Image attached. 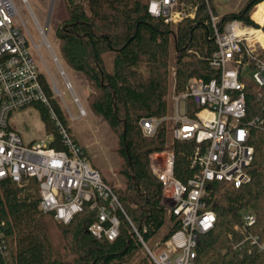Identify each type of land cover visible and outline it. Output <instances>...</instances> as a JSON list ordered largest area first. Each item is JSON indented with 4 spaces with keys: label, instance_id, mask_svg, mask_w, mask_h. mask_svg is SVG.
<instances>
[{
    "label": "trees",
    "instance_id": "16d2710c",
    "mask_svg": "<svg viewBox=\"0 0 264 264\" xmlns=\"http://www.w3.org/2000/svg\"><path fill=\"white\" fill-rule=\"evenodd\" d=\"M260 4L264 0H249L240 11L223 15L220 26L239 20L260 28L252 20ZM147 6L148 0H66L67 17L57 39L62 60L89 83L92 112L118 137L115 150L121 159L119 173L125 186L120 189L108 184L150 246L157 240L158 244L165 242L180 224L175 218L168 224L160 202L163 187L151 171L149 156L156 151H173L174 174L186 182L194 173L190 167L193 143L172 141L171 122L163 123L153 138H147L140 122L168 116L170 76L177 95L185 91L190 79L208 82L218 79L220 73L210 65L217 50L210 16V10H215L206 0H198L194 20L174 27L151 16ZM172 45L173 73L169 70ZM260 58L264 61V50ZM42 83L51 108L71 136L44 76ZM245 84L244 122L255 148L251 181L240 189L224 182L207 186L205 200L217 223L212 231L197 238V264H264V250L251 241L256 235L264 243V91L252 80H245ZM33 106L40 112L47 135L54 137L51 147L66 150L49 109L43 104ZM40 200L34 179L23 187L11 180L0 181V221L4 223L0 247H6L5 251L0 248V264H155L124 217L115 242L98 241L88 233L96 220L94 211L87 208L65 226L39 211ZM248 212L256 215V226L249 227L243 220ZM241 243L244 249L237 250Z\"/></svg>",
    "mask_w": 264,
    "mask_h": 264
},
{
    "label": "built area",
    "instance_id": "2783aa9c",
    "mask_svg": "<svg viewBox=\"0 0 264 264\" xmlns=\"http://www.w3.org/2000/svg\"><path fill=\"white\" fill-rule=\"evenodd\" d=\"M21 1L37 24L28 0ZM51 1L54 6L55 0ZM147 10L155 18L178 25L196 18L198 0H148ZM48 16L50 19L52 15ZM210 16L217 45L210 65L220 73L219 78L208 82L190 79L185 91L174 96L173 117H154L140 122L147 138H153L163 123L171 122L172 141L193 143L190 167L194 173L186 182L174 174L173 151H156L149 156L151 171L163 187L161 205L167 216L180 224L165 242L153 248L146 245L114 189L89 164L84 149L58 120L42 83L43 74L32 58V48L38 53V47L21 21L14 0H0V181L11 180L23 187L34 179L40 191L39 211L52 215L65 226L87 208L94 211L96 220L89 225L88 233L98 241L115 242L124 217L155 264H197V238L212 231L217 223L215 212L205 200L207 186L224 182L240 189L251 181L249 171L255 148L250 144V128L244 122L248 78L243 73L252 71L250 80L264 91V61L260 58L264 42L259 39L264 38V26L258 24L260 28H254L233 20L221 27V20L211 10ZM39 29L44 39L47 26ZM35 104L49 109L66 150L51 147L52 135L40 143L25 145L9 124L14 112ZM191 109L196 112L192 113ZM80 111L81 116H86L81 106ZM243 220L249 227L256 226L257 218L252 212L244 214ZM1 225L4 223L0 221V241ZM251 241L260 251L264 250L259 236L251 237ZM0 248L6 250L4 245ZM236 249L243 250L244 244L237 245Z\"/></svg>",
    "mask_w": 264,
    "mask_h": 264
},
{
    "label": "rangeland",
    "instance_id": "374dc122",
    "mask_svg": "<svg viewBox=\"0 0 264 264\" xmlns=\"http://www.w3.org/2000/svg\"><path fill=\"white\" fill-rule=\"evenodd\" d=\"M248 1L249 0H209V5L215 10L214 12L211 11L213 16L221 20L223 15L240 11ZM14 3L21 21L38 47V53L37 50L35 51L32 48V58L39 65L43 76L48 81L53 92V97L61 107L60 109L65 118L67 128L72 134L71 136H73L77 143L85 149L89 164L100 173L101 177L107 183L112 184L114 188H124V178L120 176L119 173L121 159L115 150L118 137L106 123L101 121L99 117L97 118L92 112L88 104V96L91 93V88L87 80H85V77L70 68L62 60L59 53L57 31L61 28L62 22L67 17L66 0H55L54 6L51 0H28V3L37 19V24H40L39 26H42V28L47 26L48 31L46 37L48 42L52 50H54V53L60 58L61 67L64 68L66 76L72 85V89L79 99V104L75 102L72 90L68 88L58 67H56L57 65L49 49L43 43V37L39 31V26L35 23L30 10L21 0H14ZM48 15H52L50 19ZM174 26L175 25H173V27ZM174 64L175 53L172 45L170 48L169 64L171 73H173ZM243 74L248 80L253 76V72L249 70H246ZM168 83L169 91L166 100L169 105L167 118L170 119L175 114V95L172 90L173 80L171 76ZM80 106L83 107L86 112V116L84 117L80 115ZM9 124L21 136L25 145L32 143L37 144L47 137H50L47 135L46 127L41 119L39 110L34 106L14 112L9 117ZM167 220L168 224H170L171 217L169 215L167 216ZM157 245L158 240L150 244L152 248Z\"/></svg>",
    "mask_w": 264,
    "mask_h": 264
},
{
    "label": "water",
    "instance_id": "95a60500",
    "mask_svg": "<svg viewBox=\"0 0 264 264\" xmlns=\"http://www.w3.org/2000/svg\"><path fill=\"white\" fill-rule=\"evenodd\" d=\"M43 43H44V39H43ZM44 44H45V43H44ZM46 44H47V43H46ZM46 44H45V45H46ZM46 46H47V48L49 49V51H50V53H51V56H52L53 60H55L56 65H57L56 67H58V69H59L61 75L63 76V78H64V80H65V82H66V84H67V86H68V88H69L70 90H72V94H73L74 98H75L77 101H79L78 98H77V96H76V94L74 93V91H73V89H72V85H71L70 81L68 80V78H67V76H66V73H65V71H64V68L61 67L62 64H61V62H60L58 56L56 55V53H54V50H52V47H51L50 44H48V45H46Z\"/></svg>",
    "mask_w": 264,
    "mask_h": 264
},
{
    "label": "bare ground",
    "instance_id": "6f19581e",
    "mask_svg": "<svg viewBox=\"0 0 264 264\" xmlns=\"http://www.w3.org/2000/svg\"><path fill=\"white\" fill-rule=\"evenodd\" d=\"M30 7V6H29ZM253 17V20L257 23V24H259V25H261V26H264V4H260V6H259V8H258V11H257V13H256V16H252ZM259 39L260 40H262L263 42H264V38L263 37H259ZM44 43L46 44V45H48L49 44V42H48V39H47V37L45 36L44 37ZM55 61V60H54ZM56 63V62H55ZM80 103V102H79ZM81 105V104H80ZM82 109H83V107H82Z\"/></svg>",
    "mask_w": 264,
    "mask_h": 264
}]
</instances>
